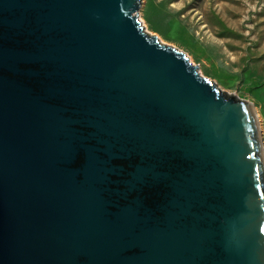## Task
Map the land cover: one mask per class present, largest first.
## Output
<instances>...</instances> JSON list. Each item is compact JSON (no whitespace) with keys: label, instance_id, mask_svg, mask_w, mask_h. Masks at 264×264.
<instances>
[{"label":"water","instance_id":"1","mask_svg":"<svg viewBox=\"0 0 264 264\" xmlns=\"http://www.w3.org/2000/svg\"><path fill=\"white\" fill-rule=\"evenodd\" d=\"M140 4L0 0V264H264L253 110Z\"/></svg>","mask_w":264,"mask_h":264},{"label":"rangeland","instance_id":"2","mask_svg":"<svg viewBox=\"0 0 264 264\" xmlns=\"http://www.w3.org/2000/svg\"><path fill=\"white\" fill-rule=\"evenodd\" d=\"M144 30L246 100L264 156V0H141Z\"/></svg>","mask_w":264,"mask_h":264}]
</instances>
